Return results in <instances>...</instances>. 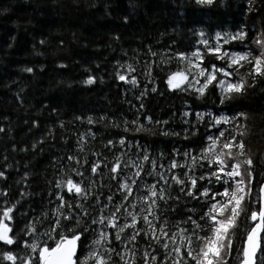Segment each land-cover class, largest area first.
<instances>
[{"label":"trees","instance_id":"trees-1","mask_svg":"<svg viewBox=\"0 0 264 264\" xmlns=\"http://www.w3.org/2000/svg\"><path fill=\"white\" fill-rule=\"evenodd\" d=\"M239 29L246 32L245 41L222 47L239 51L247 44L258 52L253 39L258 35L264 39V0H254L251 10L249 0H213L211 5L196 0H0V171L5 173L0 177V209L15 206L13 220L6 222L19 244L5 246L0 241V253H15L25 242L30 243L35 237L26 226L31 223L37 224L38 233L46 231L55 222L60 195L66 201L72 198V208L61 209L65 215L81 213L77 203L88 211L86 217L81 214L80 228L87 225L89 233L78 241L77 264L90 249L113 247L119 252L124 244L115 241L116 230L106 221L92 224L91 220L108 216L113 205H123L116 223L130 224L127 213L132 212L137 214V229H146L142 216L148 212L141 213V208L149 201L141 197L148 195V186H155L158 192L162 188L165 194L163 200L155 198L159 219L149 215L156 235L167 221L165 230L169 236L176 233L179 244V229L192 228L184 223L188 217L203 223L199 216L207 210V198L199 197L197 189L222 190L221 184L197 180L191 189L194 195L188 196L181 191L184 185L171 179L175 175L188 185L184 172L199 177L209 169L216 170L202 159L203 148L211 143L208 137L218 134L212 114L247 115L246 120L237 117L236 123L246 124L243 142L257 171L252 199L258 200L259 185L264 181V79L258 77L254 87L233 94L223 104L220 89L213 84L200 95L193 88H170L167 83L172 72L187 65V60H179V53L188 56L203 46L201 39L214 40L217 32ZM214 56L205 50L206 66L222 65ZM28 68L32 71H26ZM89 77L93 82L85 83ZM197 114L203 118L198 119ZM145 155L148 160L143 159ZM117 158V173H112L109 169L117 165ZM173 159L183 168L169 170ZM93 163H99L97 173L90 171ZM72 168L83 175L77 176ZM136 171H140L138 177ZM68 175L82 182L86 199L74 191L68 193L63 185L56 187ZM125 183L132 188L127 200L122 199L127 189L120 187ZM258 208V203H246L235 235L242 232L233 241L226 264H238L246 230L254 225L246 217ZM62 223L70 226V222ZM100 232L109 234L102 248L93 243ZM132 233V228H126L121 236L126 240ZM134 244L137 264L144 250L158 259L163 253L151 233L144 236L141 232ZM113 260L123 264L115 254ZM0 264L12 262L0 259Z\"/></svg>","mask_w":264,"mask_h":264},{"label":"snow or ice","instance_id":"snow-or-ice-1","mask_svg":"<svg viewBox=\"0 0 264 264\" xmlns=\"http://www.w3.org/2000/svg\"><path fill=\"white\" fill-rule=\"evenodd\" d=\"M197 4H213V0H196ZM254 0H249V8ZM246 32L243 29H239L234 33H219L215 34V43H210V40L203 38L199 41L204 45L207 53L215 54L214 58L218 61H222V65L212 64L210 67H201V63L204 56L201 54V50L197 49L192 52L191 55L195 57L194 62L192 59H188L184 53H179L178 58L181 62L187 59V69H180L171 73L168 76L167 83L170 88H180L185 81L189 80V75H192L193 82H189L187 87L193 88L195 92L200 95H204L206 89L210 84H213L214 88L220 89V103L223 104L226 99H231L233 94L240 95L246 92L248 88L254 87L257 78L264 79V39L258 35L253 39V43L259 49L254 53L248 48L247 44H243L241 50H229L223 48L222 45H229L230 42H244ZM201 37H204L203 32L200 33ZM153 55H155L153 53ZM167 63L168 61H164ZM196 71L193 72L192 69ZM244 68L243 74L240 69ZM131 70V69H130ZM26 71H32L31 68ZM237 76L238 78L229 80L231 76ZM198 77H203V83L201 84ZM120 80H125L124 75L119 76ZM93 78L89 77L85 83H92ZM133 78L132 83H135ZM215 82V83H214ZM200 84L199 87H196ZM155 91V88H153ZM184 115H187L185 113ZM237 117H244L247 119V115L243 112H237L233 116H221L219 118L212 117L211 119L217 125L235 124L231 129L220 130L218 129L217 135L209 136L211 141L207 147L203 148V157L209 165H215V171L209 169L207 173H202L199 177L190 175L188 172H184L183 175L187 177L190 184L185 185L183 179H179L173 175L171 179L178 185H184L181 187L182 192H186L188 196H193L192 188L197 185V180H206L209 185L212 183L221 184L222 190H213L211 187L201 186L197 189L199 197L207 198L205 200L204 207L207 209L203 211L199 216V221L188 217L184 223H190L191 229H179V244L176 243L177 234L172 233L169 236L166 231L167 221L162 223L159 227L160 235H156V227L152 220H149V215L153 219H159L154 211L157 205L158 197L160 200L165 198L164 189H160L159 192L155 186H148V195L142 196L141 200L149 201L146 208H141V213L147 211L148 215H143L142 219L147 225V228L137 229V214L128 212L127 215L131 217L130 224H117V213L121 211L123 205H113V210L109 212L108 216L101 215L99 218H93L92 224H104L110 225L116 230L114 239L115 241H121L124 247L121 251L117 252L115 248L108 247L106 250L90 249L88 254L80 260L79 264H118L113 260V254L119 257V261L123 264H137L134 242L137 237L143 232L144 236H149L151 233L153 240L157 245L163 249V253L160 258L156 254L150 253L147 250L142 251L140 256V264H226L227 254L232 251L233 240L230 236V230L236 226L237 218L241 214L242 202L246 199L250 205L256 203L259 204L258 210H251L250 215L246 217L254 223L253 226L246 230L245 239L242 242L241 248L238 250V264H264V184L259 185L258 200L252 199V158L248 155L243 137L245 135L246 124L235 123ZM198 119H202V114H197ZM88 122L91 124L93 121L89 118ZM135 124V121H132ZM140 129L137 128V131ZM3 131V129H0ZM113 142L108 141L111 145ZM121 144L124 140L121 139ZM188 155L187 152L184 153ZM73 159V157H69ZM144 160H148V156L143 157ZM195 160V157H193ZM80 161H77L79 164ZM230 165V170H226ZM119 166V159L117 158V165L109 169L112 173H117V167ZM140 168L139 165H133ZM163 167V165H161ZM176 167L183 168V165L178 164L174 159L170 162L169 170ZM203 167V165H201ZM99 163H93L90 171L97 173ZM71 172H75L77 176L83 174L76 168H72ZM151 174V173H149ZM5 173L0 171V177H4ZM67 175V174H66ZM135 176L140 175V171L134 173ZM160 179L164 180L165 176L157 173ZM115 178V177H113ZM238 178V179H237ZM131 179V183L135 184L136 180ZM82 182H77L71 175H68L66 180L57 182L56 187L60 188L62 185L68 190V193L73 191L77 196L87 198V190L82 188ZM121 188L127 189V194L122 199L127 200L131 195L132 188L127 184H120ZM3 194V193H0ZM217 197H220L218 200ZM195 198V197H194ZM60 203L57 205V215L55 216V222L50 223L49 227L42 234L38 233L37 224L31 223L26 226V231L30 232L35 238L30 243L25 242L23 248L20 251L13 252L12 250L3 251L0 253V259L10 261L12 264H77L76 257L77 244L81 240V237L89 233V228L85 225L80 228L81 214L83 216L88 215L86 208L79 203L75 205L77 209H81V213L75 215L69 213L65 215L61 209L67 207L72 208V203L65 200L63 195L57 197ZM108 200L111 201L112 197L109 196ZM12 207H4L0 209V241L5 246H11L17 244V237L10 235L12 228L6 221H12L13 212ZM108 205L105 204L104 208ZM132 207H135L133 204ZM103 211V209L101 210ZM44 215H47L46 213ZM40 218H37L39 222ZM63 221L70 222V226L63 224ZM74 220V223H71ZM126 228H132L133 233L126 237V240L122 238L121 233L125 232ZM59 229V230H58ZM66 229V231H65ZM79 229V231L77 230ZM107 232H100L98 239L93 241L94 244L101 245L102 242L108 239ZM58 237V238H57ZM166 237L167 239H162ZM48 241H52L50 245ZM171 242V247H169ZM128 244H133V247L129 248ZM151 247V243L149 244ZM76 257V259H74Z\"/></svg>","mask_w":264,"mask_h":264},{"label":"rangeland","instance_id":"rangeland-1","mask_svg":"<svg viewBox=\"0 0 264 264\" xmlns=\"http://www.w3.org/2000/svg\"><path fill=\"white\" fill-rule=\"evenodd\" d=\"M210 43H215V39L214 40H210ZM252 47V46H251ZM253 48V47H252ZM255 48H256V46H255ZM197 49H200L201 50V54L204 56V52H205V47H204V45L201 47H198V48H196L194 51H196ZM193 51V52H194ZM236 51H238V50H236ZM257 52V51H256ZM188 59H192L194 62H196L195 61V57H193L191 54H189L188 56H186ZM187 60V59H186ZM201 63V67H205L206 65H205V63H204V59H203V61L202 62H200ZM214 64V63H213ZM212 64H210L209 65V67L211 66ZM215 65H217V67H219L220 65H218V64H215ZM187 67H188V64L185 66V68L184 69H187ZM192 71L193 72H195L196 70L193 68L192 69ZM238 77H236L235 75H233V76H231V77H229L228 79L229 80H235V79H237ZM198 79L200 80V82H201V84L203 83V77H198ZM189 82H193V83H195L194 81H193V78H192V75H189V80L188 81H185L184 82V84H182L181 86H187L188 85V83ZM200 86V84H197L196 85V87H199ZM221 116H229L227 113H217V114H212L211 115V117L210 118H212V117H216V118H219V117H221ZM230 117V116H229ZM212 120V119H211ZM242 121V120H241ZM212 123L214 124V126H217V127H219V129L220 130H225V128H233L234 126H235V124H226V125H217V124H215V122L212 120ZM236 123V122H235ZM263 152H264V150H263ZM264 155V154H263ZM263 160V159H262ZM264 164V163H263ZM226 170H230V167H228ZM252 170V172H253V177H255V179H253L254 181L252 182V185H251V187H252V193H253V190L255 189V186H254V184H255V181H256V169H254V168H252L251 169ZM255 175V176H254ZM238 179V178H237ZM258 179H259V176H258ZM256 193H257V191H256ZM246 203H248V201H247V199L244 201V202H242V210H241V212L245 209V207H246ZM240 217V216H239ZM237 218V222H236V226L232 229V230H230V236H231V238H232V240L233 241H235L236 242V237L237 238H239L240 237V234H241V232L242 231H240V233H239V235H235V230H236V228L238 227V225L240 224V218ZM234 242V243H235ZM103 243V245L105 244V241L104 242H102ZM102 245V244H101ZM101 245H99L100 247H101ZM102 248V247H101ZM228 256V255H227ZM228 259H230V257H227V260ZM227 263V262H226Z\"/></svg>","mask_w":264,"mask_h":264},{"label":"water","instance_id":"water-1","mask_svg":"<svg viewBox=\"0 0 264 264\" xmlns=\"http://www.w3.org/2000/svg\"><path fill=\"white\" fill-rule=\"evenodd\" d=\"M262 184H264V181H263ZM252 222H253V221H252ZM253 223H255V222H253ZM79 251H80V244H79V242H78V244H77V253H76V257H78ZM76 257H74V259H76Z\"/></svg>","mask_w":264,"mask_h":264}]
</instances>
